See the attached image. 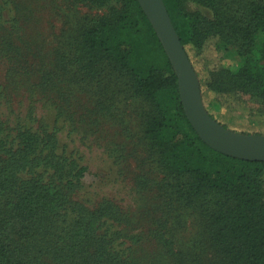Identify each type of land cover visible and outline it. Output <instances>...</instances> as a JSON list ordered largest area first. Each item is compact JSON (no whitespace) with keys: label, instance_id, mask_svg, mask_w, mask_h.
<instances>
[{"label":"trees","instance_id":"16d2710c","mask_svg":"<svg viewBox=\"0 0 264 264\" xmlns=\"http://www.w3.org/2000/svg\"><path fill=\"white\" fill-rule=\"evenodd\" d=\"M77 1L112 7L85 22L68 43L70 49H56L42 79L53 81L54 88L55 73L70 66L78 84L98 79L109 67L128 79L148 105L141 114L142 136L170 191L202 212L210 241L229 264H264V161L225 155L201 139L185 114L173 66L138 0ZM164 2L198 75L204 105L209 94L238 93L253 97L256 114L264 117V0ZM211 39L238 50L242 59L236 70L201 73L190 50L201 54ZM20 49L7 31L0 57L12 71L24 62ZM86 170L60 144L54 127L18 123L10 129L0 119V264H135L123 247L115 206L103 202L92 209L75 198ZM155 238L169 242L161 229Z\"/></svg>","mask_w":264,"mask_h":264},{"label":"rangeland","instance_id":"374dc122","mask_svg":"<svg viewBox=\"0 0 264 264\" xmlns=\"http://www.w3.org/2000/svg\"><path fill=\"white\" fill-rule=\"evenodd\" d=\"M111 7L77 0H0V43L8 31L24 54L23 64L13 71L0 57V119L10 129L18 123L55 128L60 144L87 167L75 198L92 209L103 202L115 206L123 247L135 264H229L210 241L202 212L176 198L149 159L141 132V114L148 105L133 93L128 79L109 67L98 79L78 84L75 66L54 69V88L53 81L42 79L56 49H70L68 43L85 22ZM189 7L211 14L199 5ZM190 54L203 75L219 67L236 70L242 59L236 48L215 45L214 39L199 56L193 50ZM205 106L233 131L264 129L253 97L209 94ZM158 229L169 242L156 240Z\"/></svg>","mask_w":264,"mask_h":264},{"label":"water","instance_id":"95a60500","mask_svg":"<svg viewBox=\"0 0 264 264\" xmlns=\"http://www.w3.org/2000/svg\"><path fill=\"white\" fill-rule=\"evenodd\" d=\"M153 26L178 78L185 114L201 139L225 155L264 161V134L233 131L207 111L198 75L182 44L164 0H138Z\"/></svg>","mask_w":264,"mask_h":264}]
</instances>
